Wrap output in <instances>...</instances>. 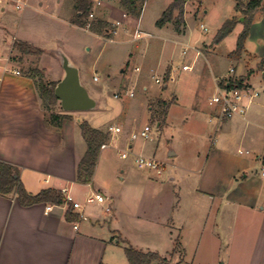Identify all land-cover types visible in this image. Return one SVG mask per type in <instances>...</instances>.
<instances>
[{"label": "crops", "instance_id": "1", "mask_svg": "<svg viewBox=\"0 0 264 264\" xmlns=\"http://www.w3.org/2000/svg\"><path fill=\"white\" fill-rule=\"evenodd\" d=\"M89 1L91 12L94 6L93 2ZM25 2L22 8L16 9L12 5L14 0H2L0 12L4 13L12 7L22 10L27 6V0ZM67 3L65 22L79 27L71 22L76 12L74 3L72 0ZM97 5H100L102 10L99 15L95 12L96 18L93 22L103 21L108 27L116 21L120 22L116 29H112L113 33H95L97 36L113 41V36L122 23L124 34H129L128 25L132 24V15L125 13L120 0L118 12L121 16L115 22L105 17L116 16L118 13L114 12V8L99 1ZM169 24L154 28L162 34L158 37L144 33L137 27L136 29L144 35L134 39L132 34L129 42L137 45L141 40L156 38V42L146 43L147 47L141 53V62L143 65L147 64L148 73H152L154 79H162L163 75L168 78L163 87H166L167 81L173 82V100L169 104L165 103L168 105L167 116L172 105H184L192 111H203L204 120L215 127L214 132L209 134V146L201 169L198 170L200 180L198 187L193 186L191 189L189 206L181 210V198L175 200L174 192L161 195L152 182L151 192L141 197L142 204L155 201L160 206L163 201V208L156 213L134 207L137 196L121 184L125 175L118 178L117 181L121 182H116L117 168L106 161L104 150L109 147L111 141L127 140L129 152L132 151L133 142L138 138H130L131 133L137 132L133 126L120 135V126L109 125L118 126L120 131L109 133V141H106L107 146L100 148L90 181H77V165L86 151V142L79 127V113L95 109L98 101L93 98L96 104L92 109L63 110L57 98L58 107L54 105L52 110L46 111L34 79L28 75L29 67L24 68L10 57L14 42H24L40 48L27 37L12 35L7 41L6 27L0 24V56H9L8 67L19 71V74H14L0 68V160L19 168L20 180L30 194H36L46 188L60 191L65 188L75 201L84 199L91 191L106 198L101 203L85 204V219L77 221L76 218H67L68 204H53L51 209L46 211L50 203L23 206L15 195H0V264H129L124 252V241L142 251L159 253L164 250L167 255H160L168 257L174 248V234L180 236L182 232L191 235L207 233L208 242L217 247L220 243L218 231L224 230L226 223L223 209L225 205L231 206L233 217H239L241 209L248 211L251 216H257L247 264H264V92L248 104L244 116L234 115L220 119L218 107L209 104V98L214 94L219 79L227 73L230 66L234 67V75L246 85L264 88V79L257 77L255 69L249 65L250 57L245 48V54L240 55L236 64H230L224 72L210 68L207 52L202 47H196L200 50V55L196 56L194 63L193 51L187 57L188 61L183 63H192L191 71L180 70L179 67L173 66L171 61L165 65V42L170 41L165 36L174 33L176 39H182L186 37L187 30L185 18L180 34L172 31V24ZM173 44L182 46V43L176 40H173ZM41 51V55L46 52L43 49ZM51 53L54 58L53 69L57 76L51 78L43 66L44 74L48 82L57 83L63 70L58 57ZM70 61L72 62L71 59ZM238 64H243L242 72L238 71ZM138 71L141 72L142 68L139 67ZM156 71L162 76L156 75ZM78 75L80 79L79 69ZM144 89L147 87L144 86ZM158 100L161 103L166 102L163 98ZM51 112L67 116L62 119L60 127L48 123V114ZM193 122L198 123L195 118ZM108 127L94 128L108 133ZM188 127L187 132L194 139L195 126L192 124L189 129ZM174 155V151H169V156ZM199 155L200 151L197 150L194 157ZM125 169L122 171L124 174ZM162 172L157 175L160 176ZM83 199L80 202H83ZM218 203H221L222 209ZM233 230H236L235 226ZM196 240L199 241L198 237ZM189 241L188 237L185 240H176L178 250L170 258V264H181L182 243L186 248Z\"/></svg>", "mask_w": 264, "mask_h": 264}, {"label": "rangeland", "instance_id": "2", "mask_svg": "<svg viewBox=\"0 0 264 264\" xmlns=\"http://www.w3.org/2000/svg\"><path fill=\"white\" fill-rule=\"evenodd\" d=\"M91 1L95 11H91L92 17L87 16L89 21L95 20V12L99 15L102 10V7L97 5L98 1L114 8V12L118 13L116 16L105 14L110 21L115 22L121 16L118 12L119 0ZM172 1L143 0L140 16L138 18L131 16L132 24L128 25L129 34H124L122 23L113 36V41L102 39L92 30L87 31L65 22L67 20L65 4H68V0H27V6L22 10H15L12 7L4 13L0 12V24L6 27L7 41L12 35L19 38L27 37L40 50L47 52L43 55H41L42 51L24 55L16 48L11 51V59L22 64L24 68L29 67L28 73L38 78V74L32 71L35 68L39 69L43 72L42 80L48 83L44 66L51 78L56 77L51 53L55 54L56 50L66 54L79 69L82 86L98 101L95 109L79 113L81 121H86L91 127L102 129L109 125H118L122 129L120 135L126 133L130 126H133L137 132L145 125L150 126V139L143 140L138 137L133 142L132 151L128 153L127 158L120 156V153L128 148L127 140L123 139L111 141L104 153L106 161L117 168L116 182H121L117 181L118 178L125 175V180L121 184L137 196L138 200L135 201L134 207L151 213L163 208V201L160 202V206L155 201L142 204L141 196L151 192L152 182L161 195L174 192L175 200L181 198L179 204L181 210L189 206L191 189L193 186L198 187L200 180L198 170L201 169L202 160L209 146V134L214 132L215 127L204 120L203 111H192L184 105H172L167 116L168 105L161 103L158 98L165 99V103L168 104L172 102L173 82L167 81L166 87H163L164 81L168 78L156 71V75L162 76L161 85L157 84L151 76L152 73H148L147 64L143 65L141 62V53L144 48L146 49V43H154L155 37L162 36L155 31L154 28L158 27L155 22ZM12 5L14 6V3ZM184 18L187 24L186 37L176 39L174 33L165 36L166 39H170L165 42L167 45L163 54L165 65L171 61L173 66L183 70V63L188 61L187 57L192 52L183 56L181 54L183 44L202 47L207 52L206 56L212 70L218 69L224 72L230 64H236L240 56L233 58L231 53L244 27V17L241 11L235 9L234 0H186L183 4V20ZM232 18L236 19L232 31L223 38L217 39L222 25ZM168 23L172 24V31L176 34L181 33L175 30L172 22ZM200 24H203L208 31L202 32ZM183 26L184 23L181 28ZM137 27L142 32L155 37L152 36L153 38L146 39L147 41L141 40L137 45L130 43V36ZM173 40L180 41L182 46H175ZM244 48L250 57L249 65L255 69L256 76L264 79L262 75L264 73V11L254 13ZM243 52L244 49L240 55L245 54ZM136 66L142 68V71H135ZM238 71H243V64H238ZM94 76L97 77L96 80L93 79ZM144 86L147 89H144ZM204 100L205 98L203 102ZM55 107H58V102L55 103ZM193 118L198 123L193 122ZM192 124L193 127L195 126L194 139L187 132V126L190 127ZM109 136L110 134L107 133V142ZM197 150L200 151V155L194 157ZM169 151H174L176 155L169 156ZM138 153L162 162V174L158 176L153 170L138 168L134 162V154ZM124 168L127 169L125 174L122 172ZM79 199L81 201L83 198ZM218 204L222 209L221 203ZM230 208L231 206L226 205L223 207L226 223L224 230L218 231L220 243L217 247L208 242L207 233L191 235L182 232L180 236L174 234L173 243L177 239L185 240L187 237L190 239L186 248L182 243L181 264H247L257 216H251L248 211L241 209L239 217H233ZM228 214L230 217L227 216ZM233 226L236 228L235 231ZM160 251L157 253L167 255L164 250Z\"/></svg>", "mask_w": 264, "mask_h": 264}, {"label": "trees", "instance_id": "3", "mask_svg": "<svg viewBox=\"0 0 264 264\" xmlns=\"http://www.w3.org/2000/svg\"><path fill=\"white\" fill-rule=\"evenodd\" d=\"M76 12L74 19L71 21L73 24L83 27L87 21V16L90 12L91 3L89 0H72ZM186 0H173L169 6L162 12L161 16L155 22V25L162 27L168 22L174 24V28L177 32L181 31V25H183V4ZM235 9L241 11L244 17V27L239 33L236 41V47L231 53L233 58H238L244 49V43L248 35L249 26L253 19L254 13L257 11H264V0H234ZM143 0H120V4L125 13L138 17L141 12ZM236 19H228L220 28L217 39H221L230 33L235 25ZM113 27H108L103 21L93 22L90 21L89 30L96 34H109V31ZM13 47L19 52L24 54L40 53L41 50L31 46L24 42H14ZM33 73L36 72L38 78H35L33 74L29 72V76L34 79V83L38 90V94L41 99L43 108L46 111L52 110L53 106L57 102V97L54 95L53 88L56 82L45 83L43 78V72L39 69H33ZM238 78V82H241ZM165 104V102H163ZM166 105V104H165ZM66 115L50 113L48 114V123L54 127H60L62 119L66 118ZM82 137L86 142V151L83 157L80 159L77 165V181L81 183H87L90 181L97 157L101 148V145L106 143L107 133L91 127L86 121L79 123ZM0 195H15L18 202L23 206H30L36 203H53L60 205L64 202L63 195L60 190L53 188H46L40 190L36 194H30L24 188L23 183L20 180L19 168L0 160ZM73 215V216H72ZM66 216L68 219H75L76 215L72 214L70 207H68ZM124 252L127 256L129 264H170V258L173 253L178 250L177 242L174 243L172 252L167 256H162L153 251H142L136 249L127 241H124ZM176 264H179L176 263Z\"/></svg>", "mask_w": 264, "mask_h": 264}, {"label": "built area", "instance_id": "4", "mask_svg": "<svg viewBox=\"0 0 264 264\" xmlns=\"http://www.w3.org/2000/svg\"><path fill=\"white\" fill-rule=\"evenodd\" d=\"M2 0H0V3ZM25 0H14V6L16 9H20L25 5ZM125 15V14H123ZM89 17H92L93 14L89 13ZM120 24L119 21H116L112 27L118 26ZM85 29H89L90 21L87 19L86 23L83 26ZM200 30L202 32H207V28L200 24ZM114 30H110L109 33H113ZM144 34L136 29L133 33L134 39H139ZM190 51L194 52V58L192 63H194L196 56L200 55V50L195 46H191L189 44H184L181 50V54L183 56L187 55ZM10 60L9 56H0V68L5 71H10L14 74H19L17 69L9 68L8 62ZM191 64H183V70L191 71L193 65ZM136 71L139 70V67L134 68ZM94 80L97 79L96 76L93 77ZM155 82L159 85L162 83V79L159 77L155 78ZM264 92V88L253 87L250 85H246L243 81L238 82V78L234 75V67L230 66L227 70V73L219 79V83L216 86L214 94L209 98V104L215 105L218 107V116L219 118H229L234 115L244 116L247 106L249 103L253 102L258 96ZM150 126L145 125L139 132L131 133L130 138L135 139L137 137L145 140L150 137ZM108 133H117L120 131L118 126H109L107 129ZM107 146V143L101 145L102 147ZM241 153V150L238 151ZM129 149L127 148L123 152L120 153L122 158H126L128 156ZM134 162L138 168L144 169L147 168L149 170L155 171L156 174H160L163 171V164L158 160L146 157L142 154H134ZM63 195L64 204H68L72 213L76 215V220L85 219L84 215V206L88 203L98 202L101 203L106 200V198L97 193L91 191L89 194L85 196L83 202L75 201L72 197L67 193V190L64 188L61 190ZM62 203V204H63ZM53 203H50L46 207V211L51 209ZM55 205V204H54ZM108 210V209H107Z\"/></svg>", "mask_w": 264, "mask_h": 264}, {"label": "water", "instance_id": "5", "mask_svg": "<svg viewBox=\"0 0 264 264\" xmlns=\"http://www.w3.org/2000/svg\"><path fill=\"white\" fill-rule=\"evenodd\" d=\"M55 55L63 70L61 79L53 88L54 95L59 99L60 107L63 110L94 108L96 101L82 86L75 64L60 50H56Z\"/></svg>", "mask_w": 264, "mask_h": 264}]
</instances>
